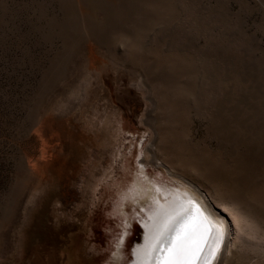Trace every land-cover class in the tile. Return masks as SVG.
Returning <instances> with one entry per match:
<instances>
[{
	"label": "rangeland",
	"instance_id": "obj_1",
	"mask_svg": "<svg viewBox=\"0 0 264 264\" xmlns=\"http://www.w3.org/2000/svg\"><path fill=\"white\" fill-rule=\"evenodd\" d=\"M160 161L264 221V0H0V264H131Z\"/></svg>",
	"mask_w": 264,
	"mask_h": 264
},
{
	"label": "bare ground",
	"instance_id": "obj_2",
	"mask_svg": "<svg viewBox=\"0 0 264 264\" xmlns=\"http://www.w3.org/2000/svg\"><path fill=\"white\" fill-rule=\"evenodd\" d=\"M159 4L161 3L159 2ZM144 5H146V2L144 3ZM133 6L135 7V5ZM165 13L166 10L164 14ZM172 15L173 14H170V16ZM133 16L135 17V15ZM123 35L124 34H122L121 36ZM125 38L127 40L129 39L126 35ZM123 45L125 47V44ZM174 103H176V101ZM169 106L171 105L169 104ZM157 150L158 148L154 144H152V148L150 151L156 154ZM259 153L260 152H258L257 154ZM139 165L140 167L139 169L136 170L135 174H133V177L129 179V181L126 183L125 186L120 187L118 189L117 198H116L117 200L115 202V206L113 209V212L115 214H119L121 219H124L123 213L124 212L126 213V206L128 203L134 206L135 209L137 207L139 209L138 211H136V213L139 215V220L142 223L143 228L145 230V235H144L145 238L142 244L136 245L135 251H133L134 260L131 264H149V262L151 263L152 251L156 252L157 249H159L160 251L161 250L160 246L162 245L163 246L168 245L167 246L168 249L169 244L164 243L162 241V238H160V233L164 230L165 225L167 224H171V226L173 227H178V222L181 220H183L184 223L189 225V227L187 228V236L180 241L179 247L183 250V253L185 255H188L191 253L194 247L191 244V241L193 240L202 241L203 252L201 253V256L203 255L204 257H206L204 264H207V260L211 258L210 257L211 255L207 254L208 248L214 251L217 246V243L218 242L220 243V251H219L220 259L218 264H222L228 258L227 254L229 251V247L235 244L242 237L246 238L247 242L250 244V247L248 248L250 253H248V256H246L247 259L250 260L255 255H260V254L264 255V221L259 219L254 213H252L248 209H245L242 206L244 205L243 204L244 199H242V196L239 193L236 194L235 196L232 195L233 197H231L230 200H226L225 198L223 199L218 195H216L215 193H212L202 188V186L194 182L191 178H188L182 175L181 173L177 172V170H175L173 166L166 164L164 161H160L158 165L161 168L165 169V172H167L170 177L180 182V185H176V186H172V184H163L162 180H160L161 178L150 177L148 172H146L145 164L139 163ZM244 165L248 166V163L244 162ZM130 222L131 220L129 219L127 226H129ZM205 226H208L211 229L210 232L205 231ZM123 231L124 232H122L118 236L120 240V241L118 240L117 243L118 249L113 255L115 262L120 261L123 256L122 244L123 241H125L126 239L127 236L126 234L128 233V229L123 228ZM221 233H223L222 242H220ZM168 235L169 237L174 238L175 233H168ZM162 253L163 251L159 252V256L157 257L158 259L155 258V261L157 260V262L153 264H165V261L168 258L169 253L166 252L165 256L164 253L163 254ZM197 263H199V261H197L196 264Z\"/></svg>",
	"mask_w": 264,
	"mask_h": 264
},
{
	"label": "snow or ice",
	"instance_id": "obj_3",
	"mask_svg": "<svg viewBox=\"0 0 264 264\" xmlns=\"http://www.w3.org/2000/svg\"><path fill=\"white\" fill-rule=\"evenodd\" d=\"M189 225L183 222V220L178 222V227H173L171 224L165 225L164 230L160 233V238L164 243L169 244V248L166 251L169 253L165 264H196L201 258V253L203 252V242L202 241H191L194 246L190 254L185 255L183 250L179 247L180 241L187 236V228ZM210 228L205 226V231L210 232ZM168 233H175L174 238L169 237ZM206 238V237H205ZM223 240V233L220 236V242ZM220 251V243H217L215 250L212 253L211 258L207 261V264H211L212 261L218 258Z\"/></svg>",
	"mask_w": 264,
	"mask_h": 264
},
{
	"label": "water",
	"instance_id": "obj_4",
	"mask_svg": "<svg viewBox=\"0 0 264 264\" xmlns=\"http://www.w3.org/2000/svg\"><path fill=\"white\" fill-rule=\"evenodd\" d=\"M163 247H165V246H162V247L160 246V249H161L160 251H159V249H157V254H156V257H155V258H157V257L159 256V252H162V248H163ZM166 249H167V248H166ZM166 249H165V251H163V252H164V256H165V254H166V252H167ZM167 253H168V252H167ZM160 255H161V253H160ZM157 259H158V258H157ZM159 259H160V258H159ZM156 262H157V260H156ZM197 264H198V263H197Z\"/></svg>",
	"mask_w": 264,
	"mask_h": 264
}]
</instances>
